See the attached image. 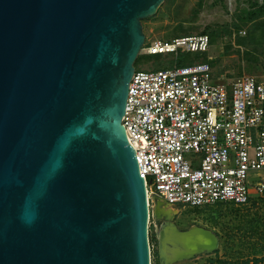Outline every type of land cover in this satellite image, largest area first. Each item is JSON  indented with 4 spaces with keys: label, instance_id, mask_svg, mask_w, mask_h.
<instances>
[{
    "label": "water",
    "instance_id": "1",
    "mask_svg": "<svg viewBox=\"0 0 264 264\" xmlns=\"http://www.w3.org/2000/svg\"><path fill=\"white\" fill-rule=\"evenodd\" d=\"M165 1L0 0V264H151L122 119L142 22ZM152 199L159 264L218 250L214 231L179 228Z\"/></svg>",
    "mask_w": 264,
    "mask_h": 264
},
{
    "label": "built area",
    "instance_id": "2",
    "mask_svg": "<svg viewBox=\"0 0 264 264\" xmlns=\"http://www.w3.org/2000/svg\"><path fill=\"white\" fill-rule=\"evenodd\" d=\"M210 46L207 34H194L146 40L141 53L177 60ZM210 60L135 68L122 124L145 180L150 217L152 194L172 208L245 206L264 197V79L221 82Z\"/></svg>",
    "mask_w": 264,
    "mask_h": 264
},
{
    "label": "rangeland",
    "instance_id": "3",
    "mask_svg": "<svg viewBox=\"0 0 264 264\" xmlns=\"http://www.w3.org/2000/svg\"><path fill=\"white\" fill-rule=\"evenodd\" d=\"M258 2L253 6V3ZM263 0H166L153 18L142 22L146 40H171L203 30L218 32L206 53L145 56L139 53L136 69L158 70L192 64L211 57L214 74L221 82L240 77L264 79V13L246 20ZM241 16V18H239ZM243 19V20H240ZM212 38V37H211ZM217 82V81H216ZM173 223L181 229L202 226L219 237L214 253L176 264H264V197L253 196L245 206L210 207L176 205ZM152 216L148 223L151 264H159L158 229Z\"/></svg>",
    "mask_w": 264,
    "mask_h": 264
},
{
    "label": "trees",
    "instance_id": "4",
    "mask_svg": "<svg viewBox=\"0 0 264 264\" xmlns=\"http://www.w3.org/2000/svg\"><path fill=\"white\" fill-rule=\"evenodd\" d=\"M255 4H257L256 6H258V2H255V3H253V6L255 5ZM264 13V0H263V3H262V5H260L259 7H257V9H255L254 11H250L249 13H248V17H247V19L246 20H254V18H255V16H258V14H263ZM239 18H241V16L239 17ZM240 20H243V19H240ZM200 34H207L209 37H210V39H211V43H212V40L213 39H215V38H217L218 36H219V34H218V32H216V31H213V32H209V31H207V30H203ZM188 35H193V34H188ZM181 36H187V34L186 35H181ZM177 37H179V36H177ZM212 37V38H211ZM175 38V37H174ZM207 59V58H206ZM138 61V60H137ZM136 64V63H135ZM136 66V65H135Z\"/></svg>",
    "mask_w": 264,
    "mask_h": 264
},
{
    "label": "bare ground",
    "instance_id": "5",
    "mask_svg": "<svg viewBox=\"0 0 264 264\" xmlns=\"http://www.w3.org/2000/svg\"><path fill=\"white\" fill-rule=\"evenodd\" d=\"M173 209H174V208H173ZM172 218H173V216H172ZM172 218H171V219H172ZM157 232H158V236H159L160 228L158 229V231H157Z\"/></svg>",
    "mask_w": 264,
    "mask_h": 264
},
{
    "label": "flooded vegetation",
    "instance_id": "6",
    "mask_svg": "<svg viewBox=\"0 0 264 264\" xmlns=\"http://www.w3.org/2000/svg\"><path fill=\"white\" fill-rule=\"evenodd\" d=\"M163 222V220H160V223H162Z\"/></svg>",
    "mask_w": 264,
    "mask_h": 264
}]
</instances>
